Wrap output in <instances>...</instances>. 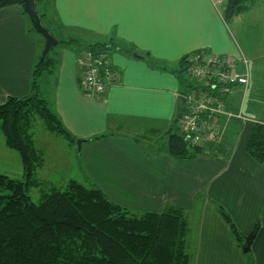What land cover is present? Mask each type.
Listing matches in <instances>:
<instances>
[{
	"label": "crops",
	"instance_id": "1",
	"mask_svg": "<svg viewBox=\"0 0 264 264\" xmlns=\"http://www.w3.org/2000/svg\"><path fill=\"white\" fill-rule=\"evenodd\" d=\"M223 2L40 0L44 22L60 40L76 37L92 43L115 38L125 47L109 53L118 80L101 99L83 91L78 47L60 42L54 49L55 66L49 74L57 72L58 78L40 80V94L67 130L84 141L78 153L77 144L65 143L71 154H79L80 164L73 174L60 169L41 139L38 143L34 139L44 152L35 174L38 182L33 185L39 193L77 179L87 186H99L130 210L161 211L167 204L176 205L185 211L188 222L190 264H264V167L246 149L251 123L264 120V80L259 82L264 73V3L252 0L245 11L226 22ZM31 24L19 4L0 9V103L30 91L34 61L44 45L43 36L30 30ZM202 47L248 60L247 86H230L227 101L234 113L241 105L242 114L248 92L251 99L246 115L250 120L228 119L214 154L178 159L167 153L164 144L145 151L130 129L154 142L147 133L155 136L172 123L180 82L171 69L178 67L183 55ZM134 50L139 57L132 55ZM145 51L163 67L142 58ZM110 131L119 133L87 140ZM49 161H53L51 169ZM0 172L24 177L21 158L5 145L1 129ZM216 203L228 211L243 235L259 224L247 251L233 238Z\"/></svg>",
	"mask_w": 264,
	"mask_h": 264
},
{
	"label": "trees",
	"instance_id": "2",
	"mask_svg": "<svg viewBox=\"0 0 264 264\" xmlns=\"http://www.w3.org/2000/svg\"><path fill=\"white\" fill-rule=\"evenodd\" d=\"M39 2L37 0V8ZM251 2L252 0H224L223 18L226 22H231ZM12 4L23 7V0H0V9ZM38 11L44 25L48 27L44 22L45 13L40 12L39 8ZM30 30L42 37L32 28V24ZM60 42L62 45H76L79 51H102L108 56L110 51L125 47L118 45L115 38L106 42L87 43L71 37L61 39ZM134 52L136 50L132 51ZM148 53L145 51L141 57L148 59L150 64L158 65L156 59L146 56ZM208 53L231 58L214 53L206 47L183 55L178 67L171 69L179 79L180 93H185L187 85L196 81L186 73V56ZM40 55L41 50L32 71L29 93L21 97L8 96L0 103V129L5 145L19 154L24 171L22 179L0 172V264H190L186 242L188 222L182 207L167 204L161 211L130 210L113 201L99 186H87L77 179H70L63 187L52 188L43 193L40 202L32 200L27 189L37 184L36 170L44 161V152L36 147L31 130L36 118L42 119L49 131L61 135L70 144H77L76 137L67 130L40 94L41 75L52 72L55 66V59L50 52L42 60ZM243 58H231L235 62V71H244L247 66L249 72L248 61L245 66ZM113 70L117 72L114 67ZM117 80L118 72L116 82ZM233 85L244 84H227L224 90H215V93L221 94L226 107L228 88ZM169 126L172 130L165 131L168 139L164 149L170 156L194 159L205 151L207 154H214L212 150L215 143L204 146L192 144L181 129L180 118L176 125L171 123ZM181 132L184 133L183 136ZM115 133L119 132L110 131L87 140ZM133 139L145 151L152 146L157 149V145L150 142L149 138L145 142L139 137ZM246 149L264 167V120L251 123ZM3 190L8 192L3 193ZM216 205L221 216L231 223L232 236L236 242L241 247H249L258 233L259 224L256 223L249 234L243 235L228 211L223 206Z\"/></svg>",
	"mask_w": 264,
	"mask_h": 264
},
{
	"label": "built area",
	"instance_id": "3",
	"mask_svg": "<svg viewBox=\"0 0 264 264\" xmlns=\"http://www.w3.org/2000/svg\"><path fill=\"white\" fill-rule=\"evenodd\" d=\"M243 63L247 65L244 57ZM81 70L85 94L101 99L109 86L116 82L117 72L113 70L109 56L102 51L93 53L85 49L77 59ZM234 60L211 53L188 55L185 58L186 73L195 82L187 85L180 126L187 138L196 145L219 142L225 132V125L232 117H241V110L234 113L226 107L220 93L225 85L240 83L247 85L249 72L232 70ZM212 89V90H211ZM224 120V123H223Z\"/></svg>",
	"mask_w": 264,
	"mask_h": 264
},
{
	"label": "rangeland",
	"instance_id": "4",
	"mask_svg": "<svg viewBox=\"0 0 264 264\" xmlns=\"http://www.w3.org/2000/svg\"><path fill=\"white\" fill-rule=\"evenodd\" d=\"M262 2L264 3V0H262ZM57 38H59V37H57ZM57 47H59V44L57 46H55L54 49L57 50L56 49ZM54 49H51L49 51L50 55H52V53L55 51ZM61 55H63V50L61 51ZM132 55L134 56V53H132ZM151 55H153V54H151ZM147 56H149V55H147ZM134 57H136V56H134ZM37 60H38V57H37V59H35L34 62L36 63ZM263 72H264V69H263ZM54 76H55V80H57V78H58L57 72L56 73L54 72ZM54 76H53V74H49V72H44L41 75L40 79H41V82H43L46 79L52 81ZM263 80H264V73L260 75L259 82H261ZM247 91H249V90H247ZM247 94H248V92L245 94V99H244L243 106H242V114H243V116H245V118L247 120H250L247 117L246 112H247V105L250 104L251 95H247ZM48 105L50 106V104H48ZM240 106L241 105H239L238 109H240ZM244 106H245V108H244ZM50 108H51V106H50ZM169 127L170 126L164 128L161 133H159V132L156 133L155 136L151 135L150 133H147V136L152 137V140H154V142L157 146H160L161 144H166L168 136H167V134H165V131H168ZM31 130H32L33 134L35 135L34 136L35 141L38 143L37 139L38 138L41 139L43 145L46 146V148H47L48 155L54 159L55 164L57 163L56 165L59 166L60 169L64 168V171L72 172L73 174L76 173V171H75L76 166H78L80 164L79 154H73V153L71 154V152L67 149V146L65 144V143H67V141L61 135L57 134L56 132H52V131H49L48 129H46L44 121L42 119H40L39 117H37L36 120L34 121ZM130 132H132L135 136L141 138L143 142H145V140L147 139V137L140 135V131L136 132L135 129H130ZM227 133H228V130H227ZM77 139L78 138H76V140ZM142 141H141V144H143ZM215 144H217V143H215ZM150 148H156V147L152 146ZM79 151H78V146L76 145V152L78 153ZM207 153L208 152H206V151L204 152V154H207ZM52 162H50V161L47 162V166L49 167V169L52 168ZM76 176L77 175L73 176V178H76ZM51 177L55 178L56 175L52 174ZM2 192L7 193L8 191L3 190ZM27 193L31 196V198L34 202H40L42 197H43V194L39 193L38 190L36 188H34V186L29 187L27 189ZM222 218H223V216H222ZM223 220H224L225 224L229 227V230H232L231 223H229L224 218H223ZM231 233H232V231H231ZM245 240L246 239L244 238V243H245ZM246 248H248V247H246L245 245L242 246V249L245 250Z\"/></svg>",
	"mask_w": 264,
	"mask_h": 264
},
{
	"label": "water",
	"instance_id": "5",
	"mask_svg": "<svg viewBox=\"0 0 264 264\" xmlns=\"http://www.w3.org/2000/svg\"><path fill=\"white\" fill-rule=\"evenodd\" d=\"M23 9L24 11L27 13V15L29 16V19L32 23V28L40 33L43 38H44V45L43 48L41 50V55H40V59L42 60L44 58V56L57 44L60 43V39L57 38L50 30L48 27H46L41 19L40 13L38 11L37 8V0H23ZM134 56L139 57L140 54L134 52ZM185 101V97L182 93L177 95V108H176V113L175 116L173 118L172 124L176 125L181 112H182V108H183V103ZM172 130V127H169L168 132H170ZM181 135L183 136L184 133L181 132ZM84 141V139L78 138L76 140L77 142V146L78 149L81 148V143ZM248 248H246L244 251H247Z\"/></svg>",
	"mask_w": 264,
	"mask_h": 264
}]
</instances>
